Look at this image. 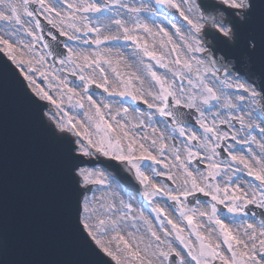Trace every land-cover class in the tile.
Instances as JSON below:
<instances>
[{
	"label": "snow or ice",
	"instance_id": "snow-or-ice-1",
	"mask_svg": "<svg viewBox=\"0 0 264 264\" xmlns=\"http://www.w3.org/2000/svg\"><path fill=\"white\" fill-rule=\"evenodd\" d=\"M0 22V72L55 151L83 264H264V218L246 219L264 217V0H0Z\"/></svg>",
	"mask_w": 264,
	"mask_h": 264
},
{
	"label": "water",
	"instance_id": "water-1",
	"mask_svg": "<svg viewBox=\"0 0 264 264\" xmlns=\"http://www.w3.org/2000/svg\"><path fill=\"white\" fill-rule=\"evenodd\" d=\"M138 2H147V0H138ZM173 11L177 14L174 19L178 25L186 24L179 13L174 9ZM39 18L45 32L48 33L50 25L42 16ZM2 23L0 22V26ZM168 30L174 31L170 27ZM117 46L124 56L131 57L134 46L130 42L120 41L119 45H107V47ZM3 61L4 57L0 54V69L3 67ZM8 63L10 65V62ZM11 67L19 76L14 66ZM157 71L162 73L164 69L157 66ZM70 79L75 78L70 77ZM37 82L44 86V81L39 77ZM257 83H260L259 77ZM92 91L101 96L106 95L102 90L94 87ZM138 104L130 99L125 101V106L133 105L142 111H147L146 107H140ZM154 119L163 120L159 116ZM158 126L163 127V125ZM147 131L151 130L147 129ZM180 139L182 138L178 137V142ZM236 148L247 154L248 146H245V149L238 146ZM149 163L151 162L145 161V165ZM96 166L104 168L101 164ZM154 167L160 169L158 165ZM111 170L121 181L120 186L124 189L121 196L127 200L131 195L134 198V207L143 205L144 215L152 218L155 224V214L147 207V201L142 196V186L139 184L141 186L139 188L132 175L123 169L119 173L114 169ZM155 179L171 184L166 177ZM123 183L133 188V192L125 188ZM166 203L172 204L171 201ZM220 206L223 208L222 205ZM221 212L226 222H229L227 217L230 214L226 209ZM246 219H251V215L249 214ZM258 221L259 219L255 218L254 222ZM141 225L142 222H139L138 227ZM141 230L143 231L142 227ZM0 252L1 259L6 258L10 264H83L84 261L91 259L81 244L71 236L63 214L55 151L48 139L34 126L29 109L18 95L15 82L2 72H0Z\"/></svg>",
	"mask_w": 264,
	"mask_h": 264
},
{
	"label": "flooded vegetation",
	"instance_id": "flooded-vegetation-1",
	"mask_svg": "<svg viewBox=\"0 0 264 264\" xmlns=\"http://www.w3.org/2000/svg\"><path fill=\"white\" fill-rule=\"evenodd\" d=\"M52 32H53L54 34H57V36H58V33H56L55 31H52ZM236 126H237V128L239 127L238 124H237ZM195 128L198 129L199 127L196 126ZM198 130H199V129H198ZM253 134H256V132H254ZM242 135H243V133H242ZM229 142L231 143V141H229ZM236 146L245 149V145H236ZM251 147H252V149H254V151H257V150H258V149H257V146H256L255 144H253ZM241 175H243V174H241ZM256 183H258V182H256ZM252 207L255 208V206H252ZM253 211L256 212V213H258V212H260V209L256 208V211H255V210H251V211H249V214L251 215V213H252ZM256 218L258 219L257 215H256Z\"/></svg>",
	"mask_w": 264,
	"mask_h": 264
}]
</instances>
